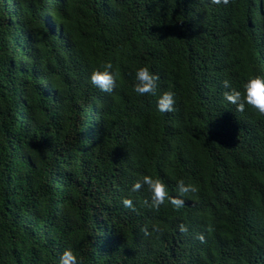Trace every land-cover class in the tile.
I'll return each mask as SVG.
<instances>
[{
  "label": "trees",
  "instance_id": "trees-1",
  "mask_svg": "<svg viewBox=\"0 0 264 264\" xmlns=\"http://www.w3.org/2000/svg\"><path fill=\"white\" fill-rule=\"evenodd\" d=\"M35 1L0 0V264H59L66 247L83 264H169L177 245L195 264H264V117L238 112L223 85L243 91L249 76H264V0H70L63 18L60 0ZM45 13L95 68L110 61L117 71L107 136L81 125L75 137L70 107L37 82L49 76L33 70L49 53L26 51V29L39 50L67 43ZM68 61L81 73L75 51ZM143 66L160 77L156 96L133 90ZM164 91L175 93L173 112L157 109ZM143 175L170 196L181 179L199 192L179 210L142 206L143 217L122 203L150 200L146 185L131 191ZM201 234L203 245L192 244Z\"/></svg>",
  "mask_w": 264,
  "mask_h": 264
},
{
  "label": "clouds",
  "instance_id": "clouds-1",
  "mask_svg": "<svg viewBox=\"0 0 264 264\" xmlns=\"http://www.w3.org/2000/svg\"><path fill=\"white\" fill-rule=\"evenodd\" d=\"M48 0H36V6ZM212 4L229 5L230 0H211ZM70 0H60L56 4L55 14L63 18L61 15L68 11ZM44 26L53 31L56 38L65 37L67 43L56 41L52 47L39 50L38 48V32L33 28H27L24 32L22 43L29 54L38 56L43 52L49 53V58L43 66L34 67L37 73H48L49 76L43 75V79L37 77L41 89L46 93L47 97L55 106L67 104L70 107V118L72 121V133L77 137L79 127L85 125L94 138L104 137L108 135L110 129V121L112 111L114 108V98L118 85V73L113 67L112 63L105 62L103 66L95 68L89 61L86 53L81 49L71 45V37L65 31L63 25L56 21L49 13H45L42 19ZM40 33H42L40 31ZM264 42V41H263ZM72 51L76 52L77 56L81 57V73H71L70 69H65L69 65V57ZM23 62V61H22ZM33 68V67H32ZM159 75L151 72L147 66L140 67L135 72L134 92L139 96H156L158 92ZM50 82L49 87H45L46 83ZM66 86L65 93H62V86ZM223 85L226 89L224 93L225 99L232 105L236 106L238 112H243L245 106L253 109L259 117H264V76L252 75L243 83V91L231 87L230 82L225 79ZM23 94V91H19ZM176 98L173 91H164L159 95L157 100V109L162 113L175 111ZM81 133V131H80ZM93 138V139H94ZM111 142V141H108ZM105 140L100 143L103 145L108 143ZM147 186L151 193L150 200L145 199L137 203L130 198H124L122 203L125 208H130L135 211L137 209L144 217L148 211L144 210L142 206L150 208L159 212L161 206L167 207L169 204L173 209L179 210L185 205L184 197L190 194H197L199 187L193 183H185L183 179L177 182L176 196H170L166 184L159 178H153L151 175H143L137 179L132 185L131 191L137 192L142 187ZM91 227L92 236L90 239L96 238L94 243L97 244V237L93 236L95 232L93 226ZM179 230L182 233L188 232V227L185 224L179 225ZM212 231V227L207 229ZM164 228L160 226H153L152 232L156 233V238L164 234ZM145 236L151 235L147 227L142 229ZM200 240L192 242V244L203 245L205 242L204 236L201 234L198 237ZM105 241V240H103ZM93 248V247H92ZM169 264H195L187 256L182 257L181 247L179 245L172 248L170 253L166 256ZM59 264H83L82 259H78L72 247H66L59 257Z\"/></svg>",
  "mask_w": 264,
  "mask_h": 264
},
{
  "label": "bare ground",
  "instance_id": "bare-ground-1",
  "mask_svg": "<svg viewBox=\"0 0 264 264\" xmlns=\"http://www.w3.org/2000/svg\"><path fill=\"white\" fill-rule=\"evenodd\" d=\"M46 86L49 87V86H50V82H47L46 85H45V87H46Z\"/></svg>",
  "mask_w": 264,
  "mask_h": 264
}]
</instances>
